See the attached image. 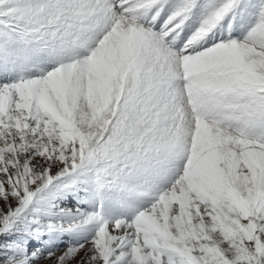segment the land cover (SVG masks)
I'll use <instances>...</instances> for the list:
<instances>
[{"label": "snow or ice", "instance_id": "snow-or-ice-1", "mask_svg": "<svg viewBox=\"0 0 264 264\" xmlns=\"http://www.w3.org/2000/svg\"><path fill=\"white\" fill-rule=\"evenodd\" d=\"M0 264H264V0H0Z\"/></svg>", "mask_w": 264, "mask_h": 264}, {"label": "rangeland", "instance_id": "rangeland-1", "mask_svg": "<svg viewBox=\"0 0 264 264\" xmlns=\"http://www.w3.org/2000/svg\"><path fill=\"white\" fill-rule=\"evenodd\" d=\"M235 24H236V22L235 21H233V26L235 27ZM227 22L225 21L224 23H223V28H227ZM74 203V202H73ZM69 206H71V205H69Z\"/></svg>", "mask_w": 264, "mask_h": 264}]
</instances>
